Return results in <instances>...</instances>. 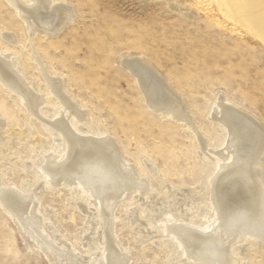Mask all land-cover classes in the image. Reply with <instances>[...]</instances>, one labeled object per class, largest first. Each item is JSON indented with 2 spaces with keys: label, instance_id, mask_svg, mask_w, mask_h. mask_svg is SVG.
<instances>
[{
  "label": "rangeland",
  "instance_id": "rangeland-1",
  "mask_svg": "<svg viewBox=\"0 0 264 264\" xmlns=\"http://www.w3.org/2000/svg\"><path fill=\"white\" fill-rule=\"evenodd\" d=\"M53 1L70 7L75 18L56 36L36 33L31 46L82 109L81 133L111 139L143 181L140 190L124 193L112 214L121 264H200L166 226L173 220L200 230L215 219L207 182L222 162L196 151V135L185 121L150 108L121 61L133 57L167 83L216 152L222 130L211 116L218 98L264 130V42L236 18H224L213 0ZM5 32L14 44L2 39ZM27 38L19 15L0 0V51L16 62L26 86L46 95L43 77L28 60ZM48 98L41 115H60ZM41 115H32L0 81V188L34 198L41 233L29 234L0 201V264H107L98 202L81 188L52 186L41 171L44 157L60 158L64 148ZM232 246L242 264H264V237H241Z\"/></svg>",
  "mask_w": 264,
  "mask_h": 264
},
{
  "label": "bare ground",
  "instance_id": "bare-ground-1",
  "mask_svg": "<svg viewBox=\"0 0 264 264\" xmlns=\"http://www.w3.org/2000/svg\"><path fill=\"white\" fill-rule=\"evenodd\" d=\"M4 1L19 15L29 37L27 40L29 39L30 46L36 33L47 39L56 36L71 25L75 18L70 7L54 4L53 0ZM212 3L217 5L224 18H236L235 21L242 24V28L244 26L243 29L264 42V0H213ZM1 37L7 43L14 44L15 40L9 32L2 33ZM30 49L28 60L43 77L48 87L47 94L42 95L33 91L30 85H25L16 62L10 60L6 51H0V81L20 97L34 116L41 115L39 107L48 102V97L53 98L55 106L61 109L60 115L54 112L49 117L45 114L47 111L41 115L49 118L47 125L64 140L61 157L45 156L40 166L41 171L52 186L81 188L93 201L98 202L101 222L108 239L107 264H121L123 257L115 248L110 230L112 214L124 193L128 195L140 190L143 188V181L137 177L132 165L122 161L119 150L111 139L102 136L90 137L81 133V125L87 120L82 109L72 102L66 89L62 87L61 80L47 72L32 46ZM121 62L134 78L143 100L150 108L162 114H169L173 119L185 121L184 124L196 135V151L202 155L211 153L219 156L222 162L213 169L207 182L215 219L209 220L200 230L185 226L180 221L169 220L166 231L179 240L187 257L197 263L242 264L231 252L232 244L241 237L254 240L264 237V130L261 124L253 116L218 98L212 110L211 122L221 126L219 142L222 149L215 152L202 133L196 129L193 117L185 112L184 106L170 91L167 83L133 57L123 58ZM71 117H74V120L69 122ZM44 141L37 139L39 144ZM1 188L0 201L29 234H37L38 216H35L32 206L34 198L22 196L20 191L18 193L9 190L10 188ZM40 234L37 235L41 236ZM43 242L48 247L52 246L45 243V240Z\"/></svg>",
  "mask_w": 264,
  "mask_h": 264
}]
</instances>
